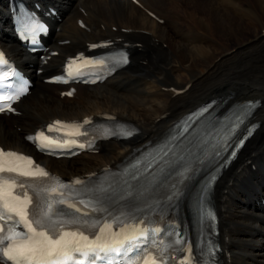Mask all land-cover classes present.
Listing matches in <instances>:
<instances>
[{
	"label": "bare ground",
	"instance_id": "bare-ground-1",
	"mask_svg": "<svg viewBox=\"0 0 264 264\" xmlns=\"http://www.w3.org/2000/svg\"><path fill=\"white\" fill-rule=\"evenodd\" d=\"M41 1L61 8L58 30L49 41L60 55L42 67L44 74H35L32 93L20 101L21 114L0 115V145L36 153L26 135L39 125L55 118L102 114L137 124L146 140L163 135L213 95L229 96L228 101L259 98L254 119L261 127L240 163L218 182L216 201L227 264H264V0H140L141 5L131 0ZM9 2L0 0V40L21 64L34 63L28 66L34 71L40 61L25 53L12 36ZM253 17L259 31L252 35ZM109 37L142 42L141 47L132 46V66L101 85H79L74 98L61 95L67 88L44 81L68 56ZM66 39L68 44L59 43ZM223 56L232 67L214 78L226 62ZM201 65L206 72L198 70ZM188 84L184 93H178ZM133 145L110 141L96 154L70 160L41 157L54 172L73 177L116 166Z\"/></svg>",
	"mask_w": 264,
	"mask_h": 264
},
{
	"label": "snow or ice",
	"instance_id": "snow-or-ice-1",
	"mask_svg": "<svg viewBox=\"0 0 264 264\" xmlns=\"http://www.w3.org/2000/svg\"><path fill=\"white\" fill-rule=\"evenodd\" d=\"M82 63L87 62L82 61ZM96 63H103V61ZM5 64H8V61L0 52V65ZM71 66L70 64L69 67ZM11 74L15 75V72ZM3 87L4 85L0 83V90H3ZM26 92L25 86L16 90L14 96L0 95V112L14 111L11 107L12 102L19 100L20 96ZM68 94L71 95V93ZM88 124H90L88 120L79 125H67L64 122L55 121L47 126V132H58L71 127L83 128ZM74 134L86 137L88 132L85 130ZM110 134L131 136L134 133L121 130L119 133L110 132ZM28 139L49 154L63 151L70 144L85 147L76 140L54 139L51 135H46L44 131L37 132ZM215 155L218 157L220 153L216 152ZM0 174H14L0 175V259L10 261L11 264H69V261H73L72 252L82 255H87L89 252L106 253L114 251L116 245L121 242V233L125 231L124 228H121L120 232L111 233L112 226L107 223L98 226V234L92 240H89L83 232L63 230L68 226L88 225V212L80 215L81 209L77 207V203L93 213L107 211L102 206L103 201L100 197L88 201L79 199L81 192L76 186L85 185V180L76 178L71 183H65L36 164L31 157L4 151L2 148H0ZM20 177L30 179L18 184L17 180ZM17 188L20 189V194H15ZM100 191L107 192V189H100ZM30 192L31 195H29ZM13 217L16 219L13 220ZM21 226L23 231L18 230ZM128 227L134 230L132 226ZM106 230H108L107 234ZM124 238L127 239V235ZM175 243L180 244L183 241L177 240ZM170 246H165V250ZM73 264H75L74 261ZM146 264H156L155 259L152 258Z\"/></svg>",
	"mask_w": 264,
	"mask_h": 264
},
{
	"label": "rangeland",
	"instance_id": "rangeland-1",
	"mask_svg": "<svg viewBox=\"0 0 264 264\" xmlns=\"http://www.w3.org/2000/svg\"><path fill=\"white\" fill-rule=\"evenodd\" d=\"M245 18H246V17H244L243 20H245ZM253 20H254V23L249 24V28H250V31H251L250 33H252V35H253V33L255 34V33H257V32L259 31V29H257V25H256L257 22H256V20L254 19V17H253ZM253 24H254V25H253ZM228 43H229L230 45L233 44L231 41L228 42ZM225 58H226V57L223 56V60H224ZM225 61H226V59H225ZM229 63H230V62L227 60L224 64H221V65L219 66L220 68L218 67V73L214 76V78H219V77L221 76V74H224V73L228 72V71L230 70V68L232 67V64H231V63L229 64ZM224 65H225V66H224ZM222 66H223V67H222ZM198 70H199V71H204V72L207 71L206 68H205L204 66H202V65L198 67ZM198 70H197V71H198ZM222 70H223L224 72H223ZM219 71H220V72H219ZM221 72H222V73H221ZM218 74H219V75H218Z\"/></svg>",
	"mask_w": 264,
	"mask_h": 264
}]
</instances>
